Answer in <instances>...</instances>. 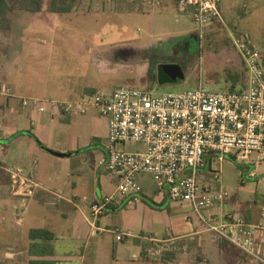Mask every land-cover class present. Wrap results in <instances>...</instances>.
Here are the masks:
<instances>
[{"label":"crops","instance_id":"obj_1","mask_svg":"<svg viewBox=\"0 0 264 264\" xmlns=\"http://www.w3.org/2000/svg\"><path fill=\"white\" fill-rule=\"evenodd\" d=\"M178 1L84 0L79 6L83 9L75 13L72 9L66 13L48 14H43L46 3L42 11L37 13L14 7L7 15V33L0 30V34L11 36L12 17L18 11L33 14L28 17L31 20L45 22L54 37L56 34L64 36V33L58 31L65 29L66 23L61 21L72 22L76 20V15L81 21L93 18L97 22L100 19L109 22L122 14L126 22L144 16L156 24L173 19L180 22L182 16L177 15L180 9ZM221 1L219 6L222 19L214 24L225 22L230 14L228 9L235 6L232 1L224 5ZM263 2L253 0L250 5L251 28L256 26L258 29V21L261 22L264 17ZM256 34L257 39H261ZM165 36H168L165 41L164 36L157 37L158 45H152L146 39L134 41L129 38L125 42L112 41L110 45L113 48H107V44L89 43L81 49H84V54L91 55L89 66L94 64L103 69L109 67V59L103 56L114 54V49L120 46H123V52L152 56L167 48L171 40L169 38L184 40L188 34L182 31L178 35ZM181 44L182 49L186 43ZM81 49L79 52H82ZM0 54V229L11 223L8 225L15 235L13 242L23 241L24 244L6 251L0 264L4 260H10V264H54L56 259H75L78 264H100L103 259H108L111 249L122 264H137L144 258L152 259L146 253L148 251L151 254L148 248L153 243L163 242L182 245L181 258L191 253V264H243L240 255L243 252L208 230L202 217L206 214L212 221L222 222L232 215L242 217L248 223L260 221L264 208V156L254 153L249 160L239 161L233 155L220 158L215 153H208L197 176L199 185L212 193L225 191L228 194L222 202L206 210L203 215L188 202L171 201L166 188L159 189L151 174L141 173L137 176L142 188L139 199L132 204L127 203L131 197L113 202L102 217L94 220L90 214V205L113 194L119 181L118 176L106 167L108 119L101 116L97 109H90L86 114L75 111L67 116L50 110L38 112L33 107H24L22 99L69 101L96 92L110 94L115 89L105 88L102 82L96 84L75 79L74 74H67L69 80L60 83L52 95L21 93L18 91L21 85L9 83L8 79L13 72L3 59L7 52L0 50ZM173 66L177 65L158 62L157 76L162 72V79L163 71ZM246 83L239 91L245 89ZM4 87L10 88L11 95L3 93ZM30 88L37 92L40 87ZM119 148L136 152L144 150L145 145L128 142L120 144ZM16 170H21L24 177L39 186L35 189L33 187L32 191L26 190L29 186H14L11 171ZM24 207L41 212V227L32 229H46L52 234V239H32L29 235L31 228L27 237H18L24 232V220L20 216V210ZM115 230L124 232L125 238L117 240ZM257 239L264 256V242H261V237ZM170 256L174 257H166ZM248 257L252 263L260 264Z\"/></svg>","mask_w":264,"mask_h":264},{"label":"built area","instance_id":"obj_2","mask_svg":"<svg viewBox=\"0 0 264 264\" xmlns=\"http://www.w3.org/2000/svg\"><path fill=\"white\" fill-rule=\"evenodd\" d=\"M181 11L189 12L203 36L205 28L221 21L220 0H179ZM247 73L242 91H210L203 86L162 95H151L135 87L107 93L86 94L78 100L58 101L23 98L24 107L63 116L75 111L86 114L97 109L108 119L106 167L118 176L116 191L90 205L94 220L102 217L113 202L127 199L132 204L142 192L137 176L149 173L159 189H167L171 201L188 202L201 214L223 201L227 192L212 193L199 185L197 176L208 153L220 158L235 156L249 160L264 156V54L248 37L234 39ZM5 95H11L8 87ZM141 143L142 151L119 148L123 143ZM13 185L32 191L39 185L21 170L11 171ZM202 214V215H203ZM201 215V217H202ZM207 229L217 233L244 254L264 264L258 237L264 242L263 218L248 223L230 216L222 222L202 217ZM117 240L125 233L115 230Z\"/></svg>","mask_w":264,"mask_h":264},{"label":"rangeland","instance_id":"obj_3","mask_svg":"<svg viewBox=\"0 0 264 264\" xmlns=\"http://www.w3.org/2000/svg\"><path fill=\"white\" fill-rule=\"evenodd\" d=\"M9 1L14 7H21L18 3L20 0ZM51 1L44 0L46 9L43 14L51 12ZM83 1H70L74 13L83 9L79 7ZM225 2H231L236 6L228 9L230 14L225 18L226 23L208 26L205 28L203 36L188 13L180 9L177 12V15L182 16L180 22H175L173 19L161 22L162 24L152 22L148 16L126 22L121 14L114 17L112 21L107 22L100 19L97 22L93 18L81 21L76 15V20L72 22L61 21L66 23L65 29L62 31L58 29V31L64 33V36L56 34L55 37L52 36L50 28H46L45 22L39 23L31 20V17H28L33 14L18 11L12 17L11 36L4 37L3 33L0 34V50L7 52L3 59L8 62L7 64L13 72L8 79L9 83L21 85L22 87L18 91L29 95H52L60 83L69 80L67 74H74L75 79L92 81L96 84L102 82L103 86L108 89L116 90L133 86L156 96L168 92L196 89L200 84L210 91H239L245 86L246 72L242 58L234 45V39H240L242 36L248 37L262 52L264 50V17L261 18V22L258 21V29L256 26L251 28L250 5L253 0L221 1L222 4ZM182 31L188 34L187 38L184 40L169 38L171 40L167 44V48L163 49L165 52H158L152 56L144 53L123 52V46H120L114 49V54L103 56L104 59H109L107 61L109 67L103 69H99L94 64L89 66L88 60L91 55L84 54V49H81L89 43L107 44V48H113L114 46L110 45L113 43L112 41L125 42L129 38L134 41L146 39L152 45H158L157 37L164 36L165 41L168 37L165 35H178ZM256 32L261 36V39H257ZM183 42L186 44L181 49L179 44L183 45ZM78 47L82 52H79ZM158 62L177 65L183 72V76L178 77L177 81L173 83L161 82L162 79L156 73ZM150 69L154 71V77L150 74ZM166 72L163 71V74ZM31 86L40 88L36 92L30 88ZM5 188L8 189V186L6 185ZM20 214L23 218L21 219L24 220L23 233L25 235L22 233L18 237H27L29 228L41 227L43 222L41 212L24 207L20 210ZM0 220H2L1 217ZM8 224L11 225V223H7L4 229H0V262L6 251H12L15 246H24L23 241L13 242L15 235ZM182 248V245L176 246L171 242L153 243L148 248L151 254L146 252L152 259L144 258L137 264H191L193 261L191 253L181 258ZM168 255H174V257H166ZM240 255L243 264H254L248 255L244 253H240ZM56 260L54 264H78L75 259ZM102 263L122 264L112 249L108 259H103L100 264ZM2 264H10V260H4Z\"/></svg>","mask_w":264,"mask_h":264},{"label":"trees","instance_id":"obj_4","mask_svg":"<svg viewBox=\"0 0 264 264\" xmlns=\"http://www.w3.org/2000/svg\"><path fill=\"white\" fill-rule=\"evenodd\" d=\"M71 0H52L50 3L51 12L54 13H66L73 9ZM21 7L20 9H25L30 12H41L44 6V0H20L18 1ZM14 6L10 4L9 0H0V27L1 31L6 34L9 29V21L7 19L8 12L13 9ZM152 67V66H151ZM161 72V71H160ZM159 72V73H160ZM150 74L154 77V71L150 69ZM162 72L159 74V76ZM30 237L32 239L44 238L52 239V234L46 229H32L30 231Z\"/></svg>","mask_w":264,"mask_h":264},{"label":"water","instance_id":"obj_5","mask_svg":"<svg viewBox=\"0 0 264 264\" xmlns=\"http://www.w3.org/2000/svg\"><path fill=\"white\" fill-rule=\"evenodd\" d=\"M171 69V70H170ZM168 69L166 74H164L162 77L161 82H172V81H177L178 77L183 76V72L177 67L173 66L172 68Z\"/></svg>","mask_w":264,"mask_h":264}]
</instances>
